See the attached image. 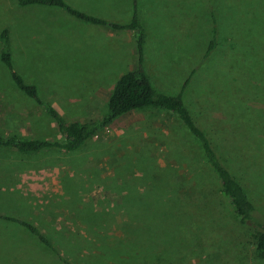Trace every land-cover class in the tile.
<instances>
[{"label": "rangeland", "instance_id": "1", "mask_svg": "<svg viewBox=\"0 0 264 264\" xmlns=\"http://www.w3.org/2000/svg\"><path fill=\"white\" fill-rule=\"evenodd\" d=\"M66 2L117 24L129 22L134 8V0ZM135 3L145 33L143 68L152 85L174 95L190 77L186 106L209 122L214 143H224L225 159L233 158L235 176L254 203L256 218L263 219L264 0ZM213 27L216 48L204 56ZM3 28L16 71L66 122L101 119L117 78L138 66L133 31L94 25L64 9L0 0V33ZM0 135L61 138L46 109L16 88L1 60ZM176 136L182 133L171 114L146 108L95 131L74 153L21 154L0 147V215L36 225L79 264H264L254 228L236 225L213 179L202 181L206 194L184 188L180 206L159 204L163 190L153 175L155 162L170 163L174 175L186 177L167 144ZM143 164L150 174L141 172ZM200 166L206 168L204 161ZM178 215L189 222L172 223L171 229L169 221ZM157 224L161 229L153 228L152 242L132 240L120 229L146 231ZM0 264L61 263L23 226L0 218Z\"/></svg>", "mask_w": 264, "mask_h": 264}, {"label": "trees", "instance_id": "2", "mask_svg": "<svg viewBox=\"0 0 264 264\" xmlns=\"http://www.w3.org/2000/svg\"><path fill=\"white\" fill-rule=\"evenodd\" d=\"M15 1L17 5L22 7L41 5L60 8L62 10L64 9L69 15L94 25H105L114 29L133 31L136 38L135 44L138 66L135 69L122 73L117 78L108 98V113L103 115L101 119L91 123L78 120L66 122L57 110L40 99L37 86L32 83H27L22 75L16 71L12 63L9 49V31L7 28H3L0 33V40L3 43V48L0 52V60L7 68L8 74L16 88L28 98L42 105L46 109L56 124L61 138L59 140H44L17 135L6 137L0 135V147L10 148L21 154H34L54 149L74 153L83 149L95 131L108 127L121 116L128 114L134 109L144 110L146 108H152L167 112L174 117L178 124V129L181 130L182 133V136L175 137L176 141H174L173 144L170 140L171 138H168L167 144H171L174 147L173 154L178 163L177 171H179V173H184L186 177L180 178L174 175L176 169L172 167V164L165 163L161 165L159 161H156L153 175L158 177L154 178L157 179V185L163 190L162 195L159 196V204H162L165 208L173 204L180 206L179 203L181 202H178V200H180L179 197L182 196V194L179 190L184 188H189L193 191L201 190L202 194H206L203 190L207 189H202V181L208 183L210 179H213L216 183L218 194L226 199L232 208L236 225L251 226L254 228L255 249L257 254L264 259V217L261 220L256 218V207L232 169V163L230 160H233V158H227L228 161L225 159V155L229 154L225 150L224 143H214L208 129H206L209 122H206L204 118L198 119V115H195L196 113H193V111L186 106L183 93L189 83L190 77L184 81L179 92L174 95H169L159 92L154 88L149 75L143 68V45L145 33L138 16L135 0L131 19L125 24L112 23L106 19L83 12L82 10L71 6L66 0ZM216 44L217 28L213 27L212 39L204 56H207L212 50H214ZM222 139L223 138L218 137L219 141ZM147 151L148 153L151 152L150 150ZM155 158V160H157L156 156ZM200 161H204L206 164L205 169L201 168ZM140 166H142L140 169L143 174H150L146 170V168L149 167H145L144 164ZM212 192L213 191H211V193ZM170 216L173 218L172 213H170ZM0 218L23 226V228L33 234L40 243L54 252L61 264H79L70 261L62 255L60 250L54 246L52 240L36 225L14 217L0 215ZM175 219L176 222L169 221L171 225L172 223L175 225H183L181 223L182 221L184 223L189 222L183 215H178ZM170 227L173 229V225ZM153 228H155L156 232L158 229H161L159 228V224L153 227H148L146 231L143 228L136 230L130 229L128 226L120 227L124 236H133L132 240H134L135 237H144V240H150L151 242L154 240ZM171 229L167 228V232L172 231ZM111 251L114 255L118 254L117 250Z\"/></svg>", "mask_w": 264, "mask_h": 264}, {"label": "crops", "instance_id": "3", "mask_svg": "<svg viewBox=\"0 0 264 264\" xmlns=\"http://www.w3.org/2000/svg\"><path fill=\"white\" fill-rule=\"evenodd\" d=\"M104 19V18H103Z\"/></svg>", "mask_w": 264, "mask_h": 264}]
</instances>
